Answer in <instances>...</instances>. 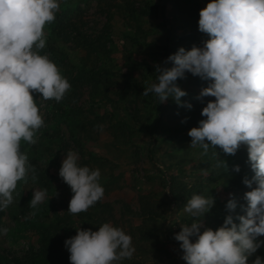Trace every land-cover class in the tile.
<instances>
[{
  "label": "rangeland",
  "instance_id": "1",
  "mask_svg": "<svg viewBox=\"0 0 264 264\" xmlns=\"http://www.w3.org/2000/svg\"><path fill=\"white\" fill-rule=\"evenodd\" d=\"M128 1L130 6L136 8L146 3V0ZM58 2L60 10L56 12L55 20L45 25L44 35L46 44L56 49L48 58L69 81L71 88L60 102L44 100L41 96L35 100L44 125L34 137L38 138V142L33 145L22 140L20 151L27 154L28 163L35 167L36 179H31L32 172L29 170L27 180L17 182L13 204L2 211L0 228H7L8 232L6 235L0 234L1 264H30L25 258L26 251L30 246H39L43 227L50 224L55 226L57 217L61 218L62 225L56 245L69 264L70 252L65 247V241L77 235L76 229L80 227L97 231L103 223H111L132 237V245L136 249L133 257L118 264H186L182 259L183 250L179 247L182 242H175L174 231L191 223L192 218L183 210L185 204L178 208L172 203L169 186L161 183V171L175 174L187 188L200 189L201 186L200 194L205 197L212 195L215 200L234 196L237 202L240 192L217 181L211 176L212 171L204 169L205 165L196 152L199 146L190 147L192 138L188 133L191 128L177 117L178 108L172 109L171 113L168 109L169 114L164 115L163 129L156 132L159 141L152 147L155 153L149 157L147 150L152 138L147 127H151L155 121L149 100L155 95L151 94L149 98L142 93L150 83L156 82L155 65H164L166 61L162 59L165 37L172 23V15L178 13L171 3L166 4L164 16L134 18L136 14L130 15L122 0ZM149 2L159 7L162 5L157 0ZM62 18L95 39L109 25L108 34L99 38L105 43L106 51L101 62L96 64L99 68L94 74L104 82L95 93L84 82L87 77L84 70L90 73L94 66L86 61L85 49L73 43L64 44L49 34L51 27ZM164 66L173 65L169 62ZM104 71L109 74H104ZM186 76V79L177 81L188 93L182 100L196 102L205 88L204 84L198 83L192 74ZM74 94L78 102L72 101L66 107V100ZM121 97L125 99L122 101ZM169 103L177 105L169 98L162 106L167 107ZM169 135L172 136L170 140L166 138ZM247 148V145L241 144L238 150ZM212 149L220 157L226 155L219 146ZM68 151L77 153L78 166L99 169L101 173L99 183L104 188V196L88 208L86 212L91 214L89 218L84 214L78 216L68 212L73 193L59 175ZM217 168L212 166L213 170ZM39 182L48 184L49 192L33 210L29 207L33 191H44ZM142 197L149 200L153 213L162 214L161 218L152 222L140 215ZM33 211L36 213L34 216L31 215ZM149 226H152V240L143 241L141 232ZM150 242L160 244L162 253L143 259L137 247L146 249Z\"/></svg>",
  "mask_w": 264,
  "mask_h": 264
},
{
  "label": "clouds",
  "instance_id": "2",
  "mask_svg": "<svg viewBox=\"0 0 264 264\" xmlns=\"http://www.w3.org/2000/svg\"><path fill=\"white\" fill-rule=\"evenodd\" d=\"M59 10L58 0H0V211L13 204L17 182L26 181L29 170L31 179H36L35 167L20 151L22 140L38 142L34 137L44 125L34 93L60 102L71 88L58 67L40 54L46 45L44 27ZM198 23L210 39L203 47H181L167 57L164 65L171 62L172 67L156 64V82L142 95L154 94L161 104L172 98L191 109L193 105L182 100L188 93L177 81L186 79L187 73L210 81L197 99L215 100L202 109L206 119L189 131L190 147L199 146L207 154L210 146H219L225 154L235 155L241 144L247 145L255 175L243 183L252 190L245 193L246 215L236 217L239 225L228 215L218 230L205 228L203 219L215 198L194 193L183 207L192 222L180 226L174 239L182 242L186 264H248V258L264 246L259 239L264 236V0H211L200 11ZM234 170L239 173L240 166ZM59 175L73 193L71 214L87 211L104 196L100 170L78 166L73 151L65 155ZM45 197L46 190L33 191L29 207L36 210ZM236 207L235 198L229 199L226 208L232 212ZM76 230L77 235L65 241L71 264H118L136 251L132 237L111 223H103L97 231ZM7 232L0 228V234ZM252 264H264V258L256 256Z\"/></svg>",
  "mask_w": 264,
  "mask_h": 264
},
{
  "label": "trees",
  "instance_id": "3",
  "mask_svg": "<svg viewBox=\"0 0 264 264\" xmlns=\"http://www.w3.org/2000/svg\"><path fill=\"white\" fill-rule=\"evenodd\" d=\"M102 1V0H97ZM125 6V9L130 15H135L134 18L144 17L148 15H160L164 16L165 13V6L167 3H171L173 10L177 11V15H172V23L167 30V35L165 37V46L163 48L162 59L164 61L170 55L176 53L181 47L185 48L186 50H191L193 46L196 47H203L204 42L210 39V36L207 33H203L199 30V19H200V11L203 7H206L211 0H157L158 2L162 3L159 7L157 5H151L149 1L146 0L144 6L140 8H136L134 6H130V2L128 0H122ZM184 2V3H183ZM108 26V27H107ZM105 28V32L100 35L99 38H102L104 35L108 34L109 25ZM180 31V32H178ZM49 34L55 39L63 42L64 44L73 43L79 48H83L86 51V61L88 63L94 64L93 68L89 71L84 70L86 72L87 77L84 78V82L88 83L92 88V93H95L100 85H102V80L100 76L94 74V71L99 68L98 64L101 62V59L105 56V43L101 40L95 39L90 35L82 32L79 30L78 27L71 21H64L62 20L56 21V23L51 27ZM131 39V38H130ZM136 41V39H132ZM56 51L55 47L52 45L46 44L44 49L40 50L41 55H49L54 54ZM104 74H109L108 71H104ZM191 73H187L189 75ZM102 77V76H101ZM105 77V76H104ZM196 81L199 83H203L204 87L209 86V81H204L200 77L196 76ZM105 91H107V87L105 86ZM39 95L34 93V99L36 100ZM147 97H151L149 94ZM125 97H121L123 101ZM210 100H215V97H204L203 102L198 99L196 102H189L193 105L191 109L184 108L179 105H174L169 103L167 107L162 106L159 102L158 98L155 96L154 98H150L149 100V107L151 109V113L155 116V121L151 127H147L149 134L152 138L151 143L148 147V154L149 157H153L155 153V148L152 147L157 145L159 138L156 136V132L160 129H163V117L167 113V110L177 109V117L180 121H184L186 118V122H183L184 125L188 128L198 127L199 121L206 119L201 115L203 107L207 105V102ZM66 101V107H68L70 102H78V97L76 94L73 97L68 98ZM135 117V116H133ZM124 123V122H122ZM125 124V123H124ZM126 127H128L126 123ZM71 137H73L74 133L71 130ZM171 135L166 136L168 140L171 139ZM165 140V139H164ZM167 142V141H165ZM168 143V142H167ZM76 144L79 145L78 142ZM198 153L199 159L202 164H204V169H208L212 171L211 176L215 178L217 181L223 182L225 185L229 186L231 189L240 192V196L237 203V207L234 211L230 212L226 205L229 199L233 198L234 196L229 197V199L225 200H215L214 207L210 210L209 213L205 215L204 219V226L205 228H211L212 230H218L223 224L228 215H232L234 217V222L239 225L240 221L236 219V217L240 215H246L245 208L247 207V201L245 199V193L248 192V187L243 183L245 177L251 179L255 172L251 168V164L249 163V156H248V148L243 150H237L235 155H228L225 156H218L216 150H213L212 147H209L207 154H204V150L201 147L196 149ZM217 156V158H215ZM215 158V159H213ZM225 162L226 167L221 162ZM218 166L217 169H212V166ZM240 166V172L237 173L234 170V166ZM201 165L200 167H202ZM171 166H169L170 168ZM168 176V179L166 178ZM169 182V183H167ZM161 183L166 187L169 186V193L171 195V201L174 205L178 208L182 207L184 204L187 203V200L191 198V196L196 193H201V186L200 189H190L187 188L185 183L178 180V177L173 174L164 173L161 171ZM38 185L46 192H49V186L46 183L39 182ZM256 185L253 184V188ZM250 189L249 191H251ZM141 207H140V215L145 216L147 219H150L152 222L157 221L158 218H161L160 212L153 213V207L150 204L149 200L146 198H141L140 200ZM85 215L87 218L91 216L86 211L78 213V216ZM3 212L0 211V221ZM62 225L61 218H56V225H48L43 227L42 232V239L37 248L30 246L25 253V258L28 259L30 264H69L68 260H64V255L57 247V236L60 231V227ZM182 229L181 227H177L174 231L175 234L180 232ZM203 231V229H202ZM151 232L152 226H149L141 232V237L143 241H151ZM260 240H264V236L259 237ZM175 242H179L175 240ZM142 247V246H141ZM141 247H137L141 257L143 259H147L148 256H158L160 255L161 246L158 243L150 242L147 244L146 249ZM180 247V246H179ZM148 249V251H147ZM181 249V248H180ZM162 253V252H161ZM256 256H260L264 258V246L258 249L257 253L250 256L248 258V264H252L255 260ZM2 258L0 257V264L2 263ZM127 264V263H126ZM137 264V263H136Z\"/></svg>",
  "mask_w": 264,
  "mask_h": 264
}]
</instances>
